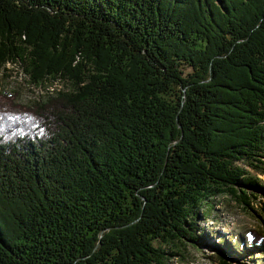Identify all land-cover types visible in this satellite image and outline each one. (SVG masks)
Segmentation results:
<instances>
[{"label":"trees","instance_id":"16d2710c","mask_svg":"<svg viewBox=\"0 0 264 264\" xmlns=\"http://www.w3.org/2000/svg\"><path fill=\"white\" fill-rule=\"evenodd\" d=\"M10 65L46 92L0 95V264H230L216 201L264 221V0H0Z\"/></svg>","mask_w":264,"mask_h":264},{"label":"rangeland","instance_id":"374dc122","mask_svg":"<svg viewBox=\"0 0 264 264\" xmlns=\"http://www.w3.org/2000/svg\"><path fill=\"white\" fill-rule=\"evenodd\" d=\"M12 71H9L6 77H2L0 81V95L4 96H11L14 98L12 101L23 107L24 110H28L27 106H29L32 102L35 100H39L40 97L44 95V92L46 90H42L37 87H33L32 85H29L27 81H25L24 75L17 70V68L13 66H9ZM58 84H52V87H50V93L54 91V88H59ZM41 120V124L44 123L42 118L38 117ZM39 123H36L37 126H35V132L37 134H42L46 132L45 127H38ZM262 179H264V175H261ZM224 200V199H223ZM217 211H219L220 217L222 221H219V217H217ZM215 217L213 219H210L207 223L206 230L207 234L210 238H212L209 234V231L216 233L214 237L219 236H226L228 240H230L231 235L240 236V238L232 239L231 244L236 245V247L233 249L234 254L231 255V262L230 264H264V255L261 256L260 254H255L253 256H243L238 257L241 253L242 246L240 245V240L247 243L248 240H245L244 236L248 235V230L250 228H256L259 224L260 227H264V221H261L258 218H253L247 214H243L238 208H236L234 202L229 203V207L226 205V200L219 204L216 201V211L213 214ZM258 219V220H257ZM257 222L259 224H257ZM205 226L204 223H199V227ZM230 235V237H229ZM192 264H214L211 261H208L206 259H197Z\"/></svg>","mask_w":264,"mask_h":264}]
</instances>
